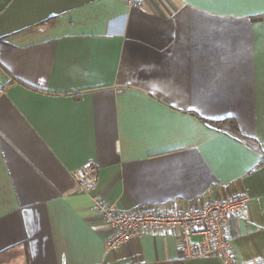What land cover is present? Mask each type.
I'll list each match as a JSON object with an SVG mask.
<instances>
[{
	"label": "crops",
	"instance_id": "0c3cea01",
	"mask_svg": "<svg viewBox=\"0 0 264 264\" xmlns=\"http://www.w3.org/2000/svg\"><path fill=\"white\" fill-rule=\"evenodd\" d=\"M226 119L239 135L205 123ZM239 194L232 255L264 264V0H0V264H222L161 231L106 253L90 197L126 213Z\"/></svg>",
	"mask_w": 264,
	"mask_h": 264
},
{
	"label": "built area",
	"instance_id": "2783aa9c",
	"mask_svg": "<svg viewBox=\"0 0 264 264\" xmlns=\"http://www.w3.org/2000/svg\"><path fill=\"white\" fill-rule=\"evenodd\" d=\"M144 0H124L128 8L139 9ZM79 192L92 193L98 182V170L86 162L73 172ZM91 209L110 228L106 239V253L115 252L145 234L161 231L178 240L182 260L191 261L216 257L222 264H237L231 249L226 224L234 216L248 209L245 195H235L222 200H209L199 208L181 210L143 206L126 213H115L110 204L92 195ZM250 264H261L253 260Z\"/></svg>",
	"mask_w": 264,
	"mask_h": 264
},
{
	"label": "trees",
	"instance_id": "16d2710c",
	"mask_svg": "<svg viewBox=\"0 0 264 264\" xmlns=\"http://www.w3.org/2000/svg\"><path fill=\"white\" fill-rule=\"evenodd\" d=\"M205 123L209 124L210 126L214 127L217 130H224L234 135H239L237 125L232 119H226L218 122L205 121Z\"/></svg>",
	"mask_w": 264,
	"mask_h": 264
}]
</instances>
